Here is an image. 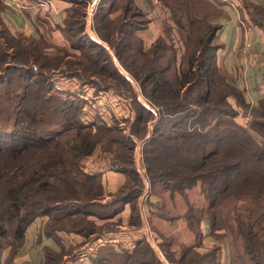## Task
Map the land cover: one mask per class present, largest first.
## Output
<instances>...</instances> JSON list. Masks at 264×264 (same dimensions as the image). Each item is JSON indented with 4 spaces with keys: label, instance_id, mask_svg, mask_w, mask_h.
<instances>
[{
    "label": "trees",
    "instance_id": "trees-1",
    "mask_svg": "<svg viewBox=\"0 0 264 264\" xmlns=\"http://www.w3.org/2000/svg\"><path fill=\"white\" fill-rule=\"evenodd\" d=\"M85 1L71 0L72 6L63 11V26L57 27L70 49L80 51L76 60L64 62L74 57L66 49L58 48L52 55L30 37L12 36L1 16L0 0V38L4 40L0 42V85L4 90L0 109H7L0 113L8 115L5 122H12L9 128L0 127V258L4 250L10 249L11 257L23 245L26 229L40 216L48 217L46 232L47 228L66 229L86 236L113 230L110 224L100 229L86 217H114L125 204H133L142 192V182L131 158L128 165L112 162L115 171L126 179L135 175L138 183L130 188L125 182L110 203H102L96 200L101 194H84L89 186L101 187L97 178L85 173L84 162L98 145L115 153V161L121 160L116 152L128 151L126 142L133 136L143 139L147 123L156 115L143 149L148 181L162 182L165 190L177 192L186 203L185 191L199 182L210 213L208 225L212 232L227 235L231 263L264 264V100L256 106L248 104L219 72L216 52L220 46L215 37L221 26L216 20L223 13L212 0H158L169 12L174 29L169 26L164 36L159 35L145 49L130 23L131 0L121 3V16L114 19H109L113 1L108 7L105 1L99 3L93 31L137 82L143 99L158 108L154 114L140 104L105 48L84 35L80 8ZM241 1V20L245 22L246 15L264 31V9L251 0ZM174 30L184 47L179 60V48L171 34ZM126 55L137 56V60L128 62ZM35 67L39 70L34 71ZM80 67L90 71L83 76L96 77L97 82L92 83L95 90L113 85L132 95L134 118L127 138L116 142V129L103 124L90 131L80 117L81 99L51 94L54 75L46 71L80 79ZM49 111L58 116V129H50V121L45 119ZM237 117L247 121L245 125L238 124ZM90 123L95 128V123ZM70 142H77V148ZM81 191L84 198H79ZM88 207L107 208L109 215L90 212ZM131 212L137 214L136 206ZM188 212V219L201 220L190 205ZM44 254V264H58V256L49 251ZM124 257L122 264H160L147 245ZM165 257L173 262L172 256ZM204 261L217 263L215 249L206 255L183 249L181 264Z\"/></svg>",
    "mask_w": 264,
    "mask_h": 264
},
{
    "label": "crops",
    "instance_id": "crops-1",
    "mask_svg": "<svg viewBox=\"0 0 264 264\" xmlns=\"http://www.w3.org/2000/svg\"><path fill=\"white\" fill-rule=\"evenodd\" d=\"M98 1L86 0L85 3L93 7ZM212 1L223 13V17L216 20L221 26L215 37V42L220 46L216 52L219 72L229 84L243 94L248 104L256 106L259 101L264 100V31L249 22L246 15V21L241 20V0ZM1 2L3 4L1 16L10 31L30 37L38 43L45 41L71 51L68 41L61 33L53 32L51 37H46L43 33V27L47 24L56 29L63 26V11L72 6L71 0H1ZM43 2L49 4L44 7L41 5ZM252 2L264 9L262 2L258 0ZM88 33L90 38L98 41L90 29ZM157 37V34L151 37L147 33L139 35L145 49ZM244 42L249 43L248 48L243 47ZM46 52L54 55L57 51L52 48L46 49ZM83 89L88 91L86 87ZM133 90L139 100L140 91L137 93L135 89ZM85 95L89 96L88 93ZM89 100L98 106L97 116L101 121L119 122L121 119L132 120L134 117L130 108L131 100L117 92L97 91ZM142 102L140 104L146 110L152 111L150 106ZM101 106L108 107L109 112H104ZM91 167H89L90 172H85L94 177L99 175L100 184L106 182L108 188L114 187L116 190L126 181V176L112 167L104 169L101 164L97 165L96 169ZM142 178L145 182L143 176ZM103 197L106 199L109 196L104 194ZM201 197L204 201L203 207L198 209L191 206L193 214L201 216L198 223L188 219V205L184 198L178 193L166 191L158 195L152 194L155 204L151 200L149 201L152 203L149 205L142 202L141 210L138 205V225L129 223L131 213L129 204H125L112 218L99 219L94 215L87 216L86 219L93 220L96 226H100L103 221L118 220V223H115L113 230L89 233L86 236L66 229L47 228L48 232H46L48 217L40 216L26 229L23 245L11 257H9L10 249L4 250L0 262L1 264H44L46 262L44 252L49 251L53 256H58V264H122L125 254H131L140 245H147L160 264H181L184 248H190L192 253L199 255L210 254V250L215 249L216 264H232L226 237L221 231L210 230L205 217L207 203L204 197ZM159 203L162 204L161 208L163 206L167 210L169 220L158 214L156 206H159ZM164 236L170 237L173 241H162ZM85 239L88 241L83 243ZM165 255L172 256L173 262L168 261ZM203 264L206 262L204 261Z\"/></svg>",
    "mask_w": 264,
    "mask_h": 264
},
{
    "label": "rangeland",
    "instance_id": "rangeland-1",
    "mask_svg": "<svg viewBox=\"0 0 264 264\" xmlns=\"http://www.w3.org/2000/svg\"><path fill=\"white\" fill-rule=\"evenodd\" d=\"M101 1H105V7H108L110 5V0H99L97 3H95L92 6H88L87 4H85V6H83V8H80V11L82 13V17L81 20H83V33L84 35H86L87 38H89L90 40H93L92 38H90L88 35L90 33H88V30H91V33L94 34L95 38L100 43L101 46H103L106 50V52L108 53V57L110 59V62L112 65H114L117 68V71H119V73H123L122 77H124L129 84L131 85L132 89H135L138 93L139 87L136 81H134L129 75L128 73L121 67V65L119 64L118 60L115 58L113 52L111 51V49L109 48V46L102 42L101 40L98 39V37L96 36L95 32L93 31V16L96 13L97 7L99 5V3ZM113 1V5L110 6V12L111 14L109 15V19H114L115 17H119L121 16V3H126V0H112ZM250 1V0H249ZM252 1V0H251ZM260 2H262L264 4V0H258ZM132 3V20H131V25L132 27H134V33H136V35H140V34H148L150 37L154 34L159 35H163V31L167 30L168 27H172L174 29V25L171 22V16L169 14V12L164 8L163 4L158 1V0H131ZM242 3V1H241ZM49 3L47 2H43L41 5L46 7ZM52 7V6H50ZM48 7V8H50ZM47 8V9H48ZM108 11V12H109ZM245 14V13H244ZM44 26V25H43ZM89 26V27H88ZM171 28V29H172ZM10 30V29H9ZM44 30V35L46 37H51L53 32H60V30L56 29L55 27L53 28L52 26H49L48 24L46 26L43 27ZM56 30V31H55ZM11 35L16 37L19 35L18 33H13L12 31H10ZM117 33L115 32L113 35L115 37ZM172 39L176 40L175 41V45H177V47L179 48V52L177 54L178 56V60L180 58V56L183 53L184 47H183V43H179L178 42V36H176V31H172ZM2 32H1V28H0V37L2 36ZM178 35V34H177ZM25 37V36H24ZM94 41V40H93ZM0 42L3 43L4 40L2 38H0ZM87 44V43H85ZM39 45L46 49H58L57 46H54L50 43H46L45 41L43 43H39ZM67 53L69 54H73L74 57L73 58H68V59H63L64 62H69V61H73L76 60L77 56L80 55V51H76V50H71L68 51L67 49L65 50ZM125 58L128 60V62H130V60H137V56L133 57V58H128V55L125 56ZM51 66V65H48ZM84 67V66H83ZM83 67H80V76L79 78L84 81V82H88V80L91 82L89 83H82L80 81V79H78L77 77H67V76H60L59 74H57L55 71L52 70H43L44 72H48L54 75V77L51 80V85L53 86L52 88V92L51 94H57L60 97H62L63 99H67L68 97H78L79 99L82 100L81 103V111L80 113V117L83 118L84 121H86V125L90 126V131H95V129L97 128L98 125L103 124L105 127L107 128H113L116 129L115 132H113V138L114 140L117 142L119 141L122 137L123 138H127L130 135V128L132 127V120L134 117H132V120L130 118H126V119H121L119 120V122H114L109 120L107 123L105 124L103 121H101L99 119V117L97 116L98 113V108L97 106L91 102L89 103L87 100H89L91 97H94L95 94L97 93V90H95L93 88V82H97L96 77H86L83 76V74L88 73L90 71H86ZM75 68V66H74ZM73 68V69H74ZM38 67L34 68V71H38ZM72 70V68H71ZM6 80V78H3ZM83 87H86L88 91H85L83 89ZM3 85H0V95L4 92L3 89ZM120 87H116V86H110L109 88L106 89H100L98 91H107L109 92H117L120 95H122L123 97L129 98L131 100L130 102V108L131 111H133L134 107H133V103H132V95L127 94L123 89L118 90ZM16 89V87H15ZM14 90V87H13ZM134 91V90H133ZM58 92H61V94H58ZM85 93H88L89 96L85 95ZM137 95V94H136ZM141 95V93H140ZM142 95L140 97V99L138 101H140L141 103H143L142 101H144V104L150 106L152 109H155V112L158 113V109L155 106L150 105L148 102H146L144 99H142ZM69 99V98H68ZM142 100V101H141ZM84 101V102H83ZM144 105V106H145ZM146 105V106H147ZM5 111L7 109L5 108H1L0 111ZM102 110H104V112H109L108 107H104L102 108ZM9 113V111H8ZM46 117L45 119L47 121H50L49 123V127L50 129H58L59 126L56 125V123L58 122V116H55V114L51 111L47 112V114H45ZM134 115V111L133 114ZM8 117V115L6 113H0V127H2V129H6L9 128L12 124V122H5V119ZM22 117V116H21ZM23 121V119L21 120ZM90 121H93V123H95V128L91 126ZM236 122L238 124H244L247 121H244L241 117H237L236 118ZM151 129H152V125L150 124V122L147 123V129H146V133L144 134V136L142 137L143 139H137L136 137L133 136L132 140H129L126 142V145H128L129 150H125L122 152H116V155L118 158H121V160H117L115 161L113 158L115 157V153H109L104 151V149L102 148V146L98 145L95 153L93 154L92 157H89V159H87L84 163V171H88L90 172V166L91 169H96V166L101 164L103 165L104 169H108L111 167V163L112 162H117V163H123L124 165H128L127 163L129 162L130 158L132 159V163L133 166L135 168L136 174L138 175V178L141 180L143 188H141L142 192L140 193V195L138 197H136V199L134 200L133 204L130 206V204L128 205L129 208L131 209L132 206H136V209L138 210V205L140 208V205H142V202L145 204L152 203L155 204L154 199H152V194L153 195H158L163 191L166 192H170V193H177V192H171L169 190H165L164 185L162 182H155L153 184H151L148 180H147V176H146V170H145V166H144V155H143V149H144V143L146 141V139L149 138L150 133H151ZM72 132L66 134L63 138L61 139H65L68 135H70ZM258 137V136H256ZM258 139L260 140V137H258ZM77 142H70V145L74 148H77ZM128 155V156H127ZM104 163V164H102ZM105 165V166H104ZM85 172V173H86ZM144 177V181L143 182V178ZM94 177V176H92ZM95 178H97L98 180L100 179L99 175L95 176ZM128 181V185L130 188L135 187V185L137 186L138 183V179L137 177H135V175H133L132 177H129L128 179H126L125 182ZM59 183V181L57 182ZM124 185V184H123ZM122 187H119L118 189L114 190V187H109L107 186V183L104 182L103 184H101V187H98L97 184L89 186L87 189L89 190L88 193H84V191H81L79 198H84V194H90L92 195H97V194H101V196L96 199L98 201H103L102 203H110L113 199L114 196L118 194L119 190ZM84 193V194H83ZM104 194L106 196H109L108 198H104ZM186 194V199H187V205H188V209H189V205L190 206H194V207H198V209L200 207L204 206V201L203 198L201 197V190H200V186H199V182L194 186V188L188 189L185 191ZM148 195V196H147ZM150 195V196H149ZM180 195V194H179ZM181 196V195H180ZM182 197V196H181ZM183 198V197H182ZM149 200H151L152 202H150ZM207 203V202H206ZM205 203V204H206ZM147 205V206H148ZM159 206H156V209L158 211V214H161L163 218H165L166 220L170 219V216L168 217V213L166 212L167 210L162 206L161 208V203L158 204ZM178 207V206H177ZM179 208V207H178ZM88 211H97L100 212L103 216H107L109 214H107L108 210L107 208H99V207H88L87 209ZM141 210V208H140ZM151 210H153V207H151ZM189 214V212L187 213ZM207 214V215H206ZM205 217H210V213H206ZM201 217V216H199ZM138 218L139 216H137V214H134L133 212L130 213V220L129 223L132 225H138ZM93 221V220H92ZM194 221V220H193ZM118 223L117 221H113V222H108V221H103L100 225V229H104L105 227H109V224L111 226H115V223ZM116 223V224H117ZM151 225V224H150ZM101 232V231H100ZM225 237L227 236L224 231H221ZM219 235V234H218ZM164 239H162V241L164 240L165 242H171L173 241V239H171L170 237L164 236ZM226 241L228 240V238H225ZM88 241V239L83 240V243H86ZM82 243V244H83ZM168 252V251H166Z\"/></svg>",
    "mask_w": 264,
    "mask_h": 264
},
{
    "label": "built area",
    "instance_id": "built-area-1",
    "mask_svg": "<svg viewBox=\"0 0 264 264\" xmlns=\"http://www.w3.org/2000/svg\"><path fill=\"white\" fill-rule=\"evenodd\" d=\"M243 47H245V48H248L249 47V43L248 42H244V44H243ZM89 103H91L90 102V100H87ZM97 108H98V106H97ZM100 108H103L102 106L100 107ZM150 109L154 112V114H156V112H155V109H152L151 107H150ZM158 109V108H157ZM248 118V117H247ZM156 120H157V116L155 115V118L150 122V124L151 125H153L155 122H156ZM109 120H107V121H103L105 124H108L107 122H108Z\"/></svg>",
    "mask_w": 264,
    "mask_h": 264
}]
</instances>
